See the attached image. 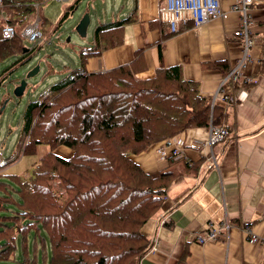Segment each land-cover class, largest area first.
<instances>
[{
  "label": "trees",
  "instance_id": "1",
  "mask_svg": "<svg viewBox=\"0 0 264 264\" xmlns=\"http://www.w3.org/2000/svg\"><path fill=\"white\" fill-rule=\"evenodd\" d=\"M40 0H2L0 61L14 60L7 74L39 48L26 45L20 31ZM38 8V7H37ZM129 18L99 22L91 45L60 79L29 99L21 117L19 150H49L28 176L1 173L0 264H139L152 241L142 230L161 209L168 191L198 163L172 156L157 174L130 158L193 127H227L226 101L201 95L179 65L162 66L139 78L127 66L87 72L86 57L122 41ZM5 24L13 36L1 32ZM42 35V32H41ZM159 56L161 44H158ZM68 148L67 157L55 153Z\"/></svg>",
  "mask_w": 264,
  "mask_h": 264
},
{
  "label": "crops",
  "instance_id": "2",
  "mask_svg": "<svg viewBox=\"0 0 264 264\" xmlns=\"http://www.w3.org/2000/svg\"><path fill=\"white\" fill-rule=\"evenodd\" d=\"M163 2L101 0L110 10L109 14H95V26L99 22L130 20L122 28V41L86 57L84 70L97 72L127 66L137 77L149 78L162 66L179 65L183 78L196 82L201 95L214 96L229 68L243 58L244 62L234 90L237 101L226 107L229 133L212 147L217 168H207L205 152L190 145L184 147L182 156L198 163V171L175 184L159 212L144 224L142 230L150 240L155 237L157 245L139 264H264V0L247 8L251 43L245 57L242 39L234 36L242 11L232 7L239 0H221L227 13L223 19L212 18L198 26L188 21L173 33L160 19ZM94 4L96 7L99 3ZM3 13L0 12L1 20ZM92 34L93 31L90 39ZM247 77L252 82L244 81ZM221 94L218 92V96ZM206 131V127L187 129L181 133L184 144L186 140L205 137ZM161 142L130 158L149 174H157L170 163L155 153ZM55 153L67 157L71 151L62 154L55 149ZM224 218L232 225L228 242L195 240L196 235L204 234L207 222L218 226ZM161 219L165 221L161 223ZM240 224L250 225L260 241L247 242Z\"/></svg>",
  "mask_w": 264,
  "mask_h": 264
},
{
  "label": "rangeland",
  "instance_id": "3",
  "mask_svg": "<svg viewBox=\"0 0 264 264\" xmlns=\"http://www.w3.org/2000/svg\"><path fill=\"white\" fill-rule=\"evenodd\" d=\"M101 0H40L29 18L30 21L39 18V27L42 35L37 40L39 48L25 62L12 69L0 86V172L15 173L28 176L32 164L46 151L49 146L40 144L36 152L22 154L19 150L21 117L29 99H37L39 94L68 70L74 67L79 59V49L88 47L90 35L95 27V14H109L110 8H105ZM94 3H99L96 7ZM108 9V10H107ZM88 15L86 39L79 36L75 27L78 21ZM3 18L6 15L2 14ZM91 19V20H90ZM32 42L26 41L29 46ZM14 57L0 61V72L6 68ZM39 66L36 74L27 77V73ZM24 80L25 87L21 94L15 89ZM57 152L66 154L63 147ZM1 179H8L1 176ZM19 264V263H18ZM25 264V263H20Z\"/></svg>",
  "mask_w": 264,
  "mask_h": 264
},
{
  "label": "built area",
  "instance_id": "4",
  "mask_svg": "<svg viewBox=\"0 0 264 264\" xmlns=\"http://www.w3.org/2000/svg\"><path fill=\"white\" fill-rule=\"evenodd\" d=\"M2 0H0L1 4ZM258 2V0H239L232 8L234 10L242 11V18L240 26L234 31V36L242 39L244 43V57L248 53V48L251 43L250 40V17L247 13L249 5ZM34 7H38V3L34 4ZM160 19L166 22L170 33L179 31L185 26L188 21H192V24L198 26L209 21L212 18H225L227 13L221 6V0H164L159 9ZM1 32L4 36H13L15 28L10 24H5ZM20 35L25 41L37 42L41 36L39 27V18L29 21L20 31ZM244 62V58L236 65L229 68L227 74L222 78L217 89L218 92H222L218 96V92L212 95V100L215 102L220 99L226 101L229 104H235L237 96L235 95V86H237L240 71ZM246 82H252L250 77L244 79ZM229 133V128L218 127L209 124L206 131V136L203 138H193L191 141H187L184 144V138L182 134H178L171 138L163 140L156 146L155 153L159 159L165 160L172 156H182V151L185 146L190 145L199 149L201 152H205L207 168H217V157L212 151V147L215 143L223 140ZM165 220L161 219V223ZM231 223L224 218L220 221L218 226H214L211 221L207 222V226L204 228L203 235H196L195 240L198 243H202L205 240L217 241L219 239L228 242L229 231L231 229ZM241 231L245 234L247 242L253 244L260 241L259 236L251 229L248 224H240ZM152 247L150 250L156 249V238L151 239ZM264 254V239H261Z\"/></svg>",
  "mask_w": 264,
  "mask_h": 264
},
{
  "label": "water",
  "instance_id": "5",
  "mask_svg": "<svg viewBox=\"0 0 264 264\" xmlns=\"http://www.w3.org/2000/svg\"><path fill=\"white\" fill-rule=\"evenodd\" d=\"M88 24H89V17L86 14V15H84V17H82L78 21V23H77V25L75 27V29H76V31H77V33L79 34L80 37H82V38L86 37ZM38 70H39V66L36 65L34 69L30 70L27 73V77L36 74ZM24 87H25V82H24V80H22L21 83H20V86L15 89V94L16 93L21 94V92H22Z\"/></svg>",
  "mask_w": 264,
  "mask_h": 264
}]
</instances>
